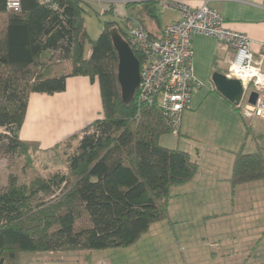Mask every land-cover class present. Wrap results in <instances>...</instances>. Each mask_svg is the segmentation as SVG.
Returning a JSON list of instances; mask_svg holds the SVG:
<instances>
[{
  "label": "trees",
  "instance_id": "16d2710c",
  "mask_svg": "<svg viewBox=\"0 0 264 264\" xmlns=\"http://www.w3.org/2000/svg\"><path fill=\"white\" fill-rule=\"evenodd\" d=\"M155 4L133 3L136 19L160 38L142 17H152ZM84 13L82 0H21L19 12H9L0 0V132L7 130L0 142L7 141L8 151L22 156L41 150L19 138L29 96L64 92L69 77L98 80L104 114L66 142H78L66 173L0 190V264H23V256L35 253L130 247L168 219L171 190L197 175L187 152L160 145L161 136L176 130L157 104L139 103L137 93L124 104L110 31L117 28L128 42L126 34L116 22H104L88 56ZM56 56L70 63L66 75H56L58 67L50 64ZM260 180L262 153L239 152L232 185Z\"/></svg>",
  "mask_w": 264,
  "mask_h": 264
},
{
  "label": "crops",
  "instance_id": "0c3cea01",
  "mask_svg": "<svg viewBox=\"0 0 264 264\" xmlns=\"http://www.w3.org/2000/svg\"><path fill=\"white\" fill-rule=\"evenodd\" d=\"M114 1L118 5L119 14L113 16L112 21L122 28L129 27L137 18L134 2ZM153 1L156 2L153 16L142 17L148 30L160 37L165 27L180 17L175 10L162 11L161 0ZM168 1L182 2L192 7L207 4L221 15L227 28L242 33L253 41L252 51L255 54L262 53L264 0ZM84 2L94 5L99 12L97 0ZM192 45L194 75L202 86L193 90L190 110H198L213 99L220 112L235 120L238 135L225 147H221L219 152L216 151L219 154L214 155L217 156L215 165L221 163L225 170L220 171L221 167L216 166L205 167L208 155L203 158L200 154L195 157L191 155L193 162L203 164L202 172L197 173L190 182L171 190L168 219L151 225L149 231L130 247L114 249L123 251L119 257H110L112 249L35 253L23 256V264H178L176 251L166 249L169 240L173 245L178 244L180 249L182 244L194 241L208 242L210 249H215L212 251L201 248L203 251L194 253L200 254V259L190 256L184 261L185 264H264V223L260 216L264 181L236 186L231 182L233 165L239 152L251 154L260 151L264 157V120L246 122L239 110L213 84L212 77L215 73L227 75L234 52L216 38L200 34L193 35ZM89 54L90 50L88 56ZM62 70L58 67L56 75H66L69 72L62 73ZM103 118L98 80L92 81L84 76L69 77L64 92L53 95L30 94L19 138L38 144L43 151L50 150L66 143L73 136H81L87 127ZM242 121L246 124V130L242 128ZM211 159L213 162L214 159ZM230 233L232 239L226 238ZM163 247L166 248L162 249Z\"/></svg>",
  "mask_w": 264,
  "mask_h": 264
},
{
  "label": "built area",
  "instance_id": "2783aa9c",
  "mask_svg": "<svg viewBox=\"0 0 264 264\" xmlns=\"http://www.w3.org/2000/svg\"><path fill=\"white\" fill-rule=\"evenodd\" d=\"M48 4L52 0H40ZM89 1V0H82ZM144 0H132L138 2ZM99 15L118 16L114 0H97ZM9 12L21 10V0H6ZM162 11L175 10L179 20L166 26L160 38L152 37L137 19L129 27H120L128 44L140 56L141 81L137 89L139 103L157 104L167 120L177 130L185 110L190 109L195 88L202 86L194 75L192 37L195 34L216 38L230 48L235 56L227 77L241 82L244 97L238 106L246 121L264 120V43L262 53L252 51L253 41L246 35L230 30L221 15L207 4L192 7L182 2L161 0ZM257 94L255 104L250 102Z\"/></svg>",
  "mask_w": 264,
  "mask_h": 264
},
{
  "label": "rangeland",
  "instance_id": "374dc122",
  "mask_svg": "<svg viewBox=\"0 0 264 264\" xmlns=\"http://www.w3.org/2000/svg\"><path fill=\"white\" fill-rule=\"evenodd\" d=\"M84 8L85 28L89 36V41L86 43V50L89 51L91 49V42L98 39L101 35L104 29V22L112 21L113 15L109 13L106 16H100L97 7L85 2ZM50 64L55 66V68H62V73L70 70V63L61 61L59 56H56ZM212 100L210 99L206 103V106L198 110H185L181 117L180 134L177 132L164 134L161 136L159 143L161 146L169 149L188 152L192 157H195L197 154H200L202 158L208 155L205 161V167H221V170L219 168L218 170L224 171L223 164L215 165V157L217 156L214 155L219 154L218 152L221 147L223 148L232 142V139L238 135V132L234 126V118L220 112L215 101L213 102ZM242 124V128L246 130V124L243 121ZM0 134L1 136L6 135L7 130L2 129ZM6 142V140L0 142V190L7 187L11 182H16L18 185H29L37 179L49 180L58 173H66L68 160L78 147V142L73 141L71 143H64L51 152L30 149L27 154L18 156L8 151ZM211 158L214 159L213 162H211ZM202 166L203 164H198L197 173L202 172ZM261 200L263 206L260 216H262L261 222L264 223V196L261 197ZM226 238L232 239V234L230 233ZM166 244L167 248L163 247L162 249L166 248L171 252L176 251V262L178 264H185L184 261H187V258L190 256L199 260L200 254L194 253L203 251L201 248L215 251L214 248L210 249L208 242L204 243L202 241L184 243L181 249L178 244L173 245L171 240ZM159 245L161 246L162 244H157V246ZM229 250H231L230 247ZM110 252L112 254L110 257H119L120 252L123 251L112 249ZM108 264H111V262ZM114 264L117 263L115 262Z\"/></svg>",
  "mask_w": 264,
  "mask_h": 264
},
{
  "label": "water",
  "instance_id": "95a60500",
  "mask_svg": "<svg viewBox=\"0 0 264 264\" xmlns=\"http://www.w3.org/2000/svg\"><path fill=\"white\" fill-rule=\"evenodd\" d=\"M113 46L118 55V81L124 104L129 105L135 98L139 88L140 62L134 51L123 38L117 28L110 31ZM216 90L234 107H238L244 97V89L240 81L230 79L224 74L215 73L212 77ZM257 94L252 93L250 102L255 104Z\"/></svg>",
  "mask_w": 264,
  "mask_h": 264
}]
</instances>
